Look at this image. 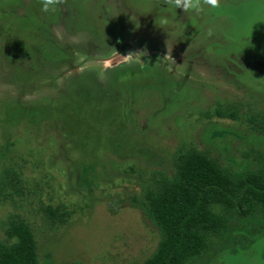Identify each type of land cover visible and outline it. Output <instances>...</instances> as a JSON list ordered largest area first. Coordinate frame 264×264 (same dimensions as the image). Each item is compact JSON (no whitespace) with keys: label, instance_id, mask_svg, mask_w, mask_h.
I'll use <instances>...</instances> for the list:
<instances>
[{"label":"rangeland","instance_id":"rangeland-1","mask_svg":"<svg viewBox=\"0 0 264 264\" xmlns=\"http://www.w3.org/2000/svg\"><path fill=\"white\" fill-rule=\"evenodd\" d=\"M218 4L177 9L175 38L155 23L162 0H59L50 13L0 0L2 240L19 217L38 264H143L160 234L130 199L179 151L254 166L264 0ZM188 264H264V217L235 219Z\"/></svg>","mask_w":264,"mask_h":264},{"label":"trees","instance_id":"trees-1","mask_svg":"<svg viewBox=\"0 0 264 264\" xmlns=\"http://www.w3.org/2000/svg\"><path fill=\"white\" fill-rule=\"evenodd\" d=\"M259 129L264 134V126ZM250 156L254 166L234 167L187 147L176 154L170 172H158L130 199L160 234L143 264H188L206 252L210 237L225 236L235 219L264 217V151ZM6 234L0 264H38L34 235L23 219L11 218Z\"/></svg>","mask_w":264,"mask_h":264},{"label":"clouds","instance_id":"clouds-1","mask_svg":"<svg viewBox=\"0 0 264 264\" xmlns=\"http://www.w3.org/2000/svg\"><path fill=\"white\" fill-rule=\"evenodd\" d=\"M59 0H40L41 11L45 13L54 12ZM167 7L159 8L155 23L163 28L169 36L179 37L184 30V25L178 19L177 9H181L185 15H200L214 13L218 10V0H162ZM171 29L172 31H167ZM138 62L140 57L134 56ZM259 259V257H257Z\"/></svg>","mask_w":264,"mask_h":264}]
</instances>
